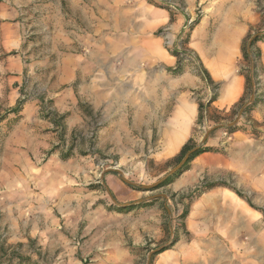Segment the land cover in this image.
Instances as JSON below:
<instances>
[{"label": "crops", "instance_id": "0c3cea01", "mask_svg": "<svg viewBox=\"0 0 264 264\" xmlns=\"http://www.w3.org/2000/svg\"><path fill=\"white\" fill-rule=\"evenodd\" d=\"M176 1L179 9L172 14L150 0H10L14 31L8 45L30 57L29 63H16V80L20 88L29 80L38 93L23 106L16 129L21 132L20 149H31L36 158L33 165L20 163L21 175L30 174L37 186L21 194L23 199L31 196L32 225L13 228L29 229L31 241L45 247L49 235L59 234L62 256L71 264H139L149 249H161L171 240L172 230L175 244L152 264H264V253L248 256L243 241L231 243L211 234L225 228L222 221H213L212 210L222 209L232 194L217 185L220 175L236 170L249 151L263 148L264 38L253 48L259 58L252 93L243 47L248 38L264 33V0H211L190 30L197 1ZM166 38L175 50L187 52L182 72H175L180 58L164 45ZM188 55L194 56V65ZM195 65L208 73L210 82ZM213 86L215 99L200 122V102L211 98ZM253 95L249 112L231 133L232 142L224 129L214 131L204 145L208 150L166 187L169 197L168 192L192 190L205 181L215 184L193 200L181 223L170 221L169 198L138 203L142 198L113 172L105 176L106 191L110 188L122 205H130L112 207L106 201L86 216L83 202L73 204L77 195L71 181L80 182L89 173L96 176L98 158L114 163L124 174L169 165L190 142L200 143L202 130L235 121ZM47 100L50 108L42 103ZM85 108L101 118L92 143L87 133L93 116ZM48 112L66 115L63 127L47 117ZM69 151L70 158L62 159V152ZM92 151L96 156L90 157ZM233 202L243 201L235 194ZM55 210L62 213L61 225ZM25 259L50 264L39 250L0 255V264H24Z\"/></svg>", "mask_w": 264, "mask_h": 264}, {"label": "rangeland", "instance_id": "374dc122", "mask_svg": "<svg viewBox=\"0 0 264 264\" xmlns=\"http://www.w3.org/2000/svg\"><path fill=\"white\" fill-rule=\"evenodd\" d=\"M150 1L154 3L156 7L170 10L172 14L175 13V9H179V7L176 6V0ZM196 1L197 6L194 9V15L190 19L193 22V25L188 24L187 30H190L203 18L205 14V6L211 2V0ZM184 5L181 8H183L185 12L186 8ZM13 8V4L10 3V0H0V255L25 254L27 252L29 253L31 250H39V253L43 254L44 258L49 260L50 264H71V261H69L67 256H62L65 249L60 245V242H58L59 234L53 232L49 235V246L45 247L36 240L31 241V231L29 229L18 231L13 228V225H32V212H30V204L32 202L31 196L29 195L28 197H25L26 199H23L24 197L22 198L21 194L28 195L31 190H36L37 186L36 182H33L30 174H23L24 177L21 175V161H27L30 165H33V163H36V158L31 149H20L18 141L22 139L21 132L16 129L23 118L21 114L22 111L16 114L12 111L19 105H22V107L26 106L28 102H31L33 96H38L37 91L31 90L26 72L24 73V79L28 80L26 85L22 83V87L20 88V80H16L18 77V74L15 73L16 63L20 59L24 63H29L30 57H24V55L21 54L20 49H12L11 45H8V37H10L14 31L12 25L14 23L13 20H11V12ZM183 38L181 46H184L186 41L185 36ZM164 45L175 50L171 43L169 46L165 43ZM188 57L192 60L191 62L194 65L196 62L194 56L188 55ZM42 103L46 108L51 107V102L49 100L42 101ZM85 112L89 116H93L87 133L89 137L88 140L92 143L100 126L101 118L100 114L93 113V110L85 108ZM239 112L240 110L238 111L236 118L238 117ZM228 122L227 123L230 124L234 121L230 120ZM227 123H224L222 126L228 125ZM213 127L214 126L211 128ZM227 128L232 127L225 126L221 129L226 131L227 135L225 137L230 141L229 143H231V133L234 130H225ZM208 130L209 129L207 128L206 131ZM82 132L83 129H80L78 134ZM204 134L205 131L202 130L199 138H202ZM253 134L258 136L256 131H254ZM26 138L27 141H30L29 136H26ZM261 138L262 149L249 151L246 154L248 159L245 161L241 160L238 163L239 166H237L236 170L231 171V173L226 174V176L220 175L222 182L217 185L223 189L230 190L232 193L230 194L231 199L230 201L227 199L228 203H226L222 209L214 208L212 210V214L214 215L213 221H222L225 228L221 229L218 227L217 229H214L211 234L218 237L222 236L224 238H229L232 240L231 243H234V241H243L245 247L244 250L248 256L255 254L263 255L264 253V137ZM82 143L83 142L80 141L79 144L83 145ZM198 144V142H192L191 146L196 147ZM82 154L84 155L85 153ZM64 155L65 154L62 152V157ZM89 155L90 157L96 156L94 151ZM179 158L180 157L169 165L148 166L147 173L124 174V177L139 185H153L164 177L171 169L177 166ZM97 162L98 169L96 176L93 173H89L87 177L81 178L80 182L76 183L71 181L70 184L72 186L71 191L77 195L73 204H77L78 201L81 203L83 202L86 206V216H89L92 211L95 212L96 209L102 206L106 201H108L112 207L122 204L118 201V198L112 193L110 188L108 192L106 191L108 185L105 182V176L107 173H111L110 169H115L114 163L106 161L105 158H100V160L98 158ZM189 168L190 164L185 170L170 177V183L175 179H178L179 176L188 171ZM101 172L102 174H100ZM113 173H115V176L126 185L129 191L137 192L136 197L138 199L161 195V193L162 195H166L165 192L168 191L166 190L168 185L162 187L160 185L151 190L136 188L126 184L117 172ZM101 179H103V184L101 183ZM214 185L215 184H210L205 181V185H199L192 190L188 189L171 194L168 192L169 197L166 196L167 199L169 198L171 201V206H169L168 209H170L172 220L181 223L182 214L190 208V204L193 200L200 197L204 192L210 190ZM235 194L241 196L242 203L237 204L233 202ZM25 200H27L28 203H24ZM242 205H245L246 207L245 212ZM54 216L57 223H60L61 225L63 222L62 213L55 210ZM172 233L173 238V230ZM22 239L25 240V242L21 244L19 241ZM171 242V240H165V244L162 245V248L169 246ZM158 251V247L155 249L153 248L152 251L149 249L147 252V254L149 253L148 256L145 254L139 264H148L149 255L152 253L153 256V254ZM8 264L13 263L8 262ZM24 264L34 263L29 259H25Z\"/></svg>", "mask_w": 264, "mask_h": 264}, {"label": "trees", "instance_id": "16d2710c", "mask_svg": "<svg viewBox=\"0 0 264 264\" xmlns=\"http://www.w3.org/2000/svg\"><path fill=\"white\" fill-rule=\"evenodd\" d=\"M262 38H264V35H263V34H258V35L256 36V38L253 40V42L251 43V45L248 46L250 40L252 39V38L250 37V38H248V39L245 41V43H244V47H243V56H244L245 61H246L247 64H248V67H247V69H246L247 83H248V87H249V89L251 90V93H252V91H253L254 86L256 85V79L258 78V65H257V61H258V58H259V55L253 51V48H254V45L256 44V42L259 41V40H261ZM186 40H187V39H186ZM185 42H186V41H185ZM184 44H185V43H184ZM172 53H173L176 57L180 58V62H181L180 66L178 67V69H177L175 72H176V73L182 72V70H183V65H182V64H183V58L185 57V54H187V52H186V51L181 52V51L173 50ZM197 69H198V71H199L198 74H200V75L203 76L208 82H210V81H209V75H208V73H207L206 71L202 70V69L200 68V66H198ZM212 89L217 90V87H216V86H213ZM215 96H216V95H215ZM215 96H214L211 100H209V102L206 103V104H204L203 102H200V118H199V119H200V122L203 121V119H204V114H205L207 108L210 106V104L214 101ZM22 109H23L22 105H19V106H18L16 109H14L12 112L15 113V114H16V113H20V112L22 111ZM245 112L248 113V112H249V109L247 108V110H246ZM46 116H47V117H52V118H53V121H54V123H55L56 125L58 124L60 127H63L62 122H63V120L66 118V115H62V116H60V115H58V114H56V113H54V112H48ZM234 129H235V126L232 127V128H227V129H225V130L233 131ZM193 148H195V147H192V146H191V142H190V144H188V145L183 149V151H182V153H181V156H180V158L178 159V164L181 162V160L184 158V156H185L189 151H191ZM207 150H208V149L205 148L204 146L201 147L196 153H194V154L191 156V158L189 159V161L187 162V164L183 167V170H185V168H187V167L189 166V164L194 160L195 157H197L199 154H201V153H203V152H205V151H207ZM70 156H71V153L68 152V153H66V154L62 157V159L67 160L68 158H70ZM178 164H177V165H178ZM170 182H171V178H170V179H167V180L163 183V185L161 184V187L170 184ZM186 214H187V210L184 211V213L182 214V216H181V219H182V220L186 217ZM170 221H172V218H170ZM168 230H169V228H168ZM176 240H177V237L174 235V237L171 239L172 242H171V244H170L168 247H166V248H164V249L158 251L157 253L153 254V256H152V258H151V264H152V262H153L155 256H157L158 254H160V253H162V252H165L166 250L170 249V248L175 244Z\"/></svg>", "mask_w": 264, "mask_h": 264}, {"label": "water", "instance_id": "95a60500", "mask_svg": "<svg viewBox=\"0 0 264 264\" xmlns=\"http://www.w3.org/2000/svg\"><path fill=\"white\" fill-rule=\"evenodd\" d=\"M264 35V33H262ZM257 35H255L249 42V45H251V43L253 42V40L256 38ZM254 99H255V96L253 95L250 99V101L240 110L239 112V115L237 117V119L233 122V123H230L228 125H225L227 127H233L235 126L239 120L242 118V116L244 115L245 111L247 110V108L253 104L254 102ZM225 126H215L211 129H209L208 131H206V133L204 134V136L202 137L200 143L195 147L193 148L191 151H189L185 156L184 158L181 160V162L176 166L174 167L173 169H171L164 177H162L158 182H156L155 184L153 185H139V184H136L134 182H131L129 181L128 179H126L124 177V173L120 170H116V169H110L111 172H117L120 176V178L128 185L130 186H133V187H136V188H141L143 190H151V189H155L157 187H159L161 184H163L167 179H169L170 177H173L175 176L176 174H178L180 171L183 170V167L187 164V162L189 161V159L191 158V156L196 153L201 147H203L207 140L209 139L210 135L216 131V130H219L221 128H224ZM158 197H164L167 199V196L166 195H154V196H151V197H148L147 199H142L140 201H138V203H141V202H144L146 200H149V199H155V198H158ZM116 203V202H115ZM120 205V204H119ZM130 204H125V205H120V206H128ZM170 216H171V213L169 212ZM173 234V233H172ZM168 247V246H166ZM166 247H163V248H166ZM163 248L159 249L162 250ZM151 258H152V253L149 255V260H148V264H150V261H151Z\"/></svg>", "mask_w": 264, "mask_h": 264}, {"label": "built area", "instance_id": "2783aa9c", "mask_svg": "<svg viewBox=\"0 0 264 264\" xmlns=\"http://www.w3.org/2000/svg\"><path fill=\"white\" fill-rule=\"evenodd\" d=\"M192 23H193V22H192L191 20L188 22L189 25H193ZM165 44L168 45V46L170 45V41H169L167 38L165 39ZM215 95H216V90L212 89V95H211V98L208 99L207 102H206V101H205V102L203 101V103H204V104L208 103L209 100H211ZM226 135H227V134H225V136H226Z\"/></svg>", "mask_w": 264, "mask_h": 264}]
</instances>
